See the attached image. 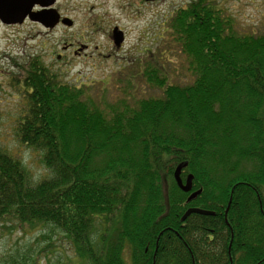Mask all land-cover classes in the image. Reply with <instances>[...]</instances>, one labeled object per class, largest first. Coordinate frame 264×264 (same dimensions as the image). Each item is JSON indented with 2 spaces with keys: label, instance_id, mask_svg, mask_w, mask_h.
Instances as JSON below:
<instances>
[{
  "label": "trees",
  "instance_id": "1",
  "mask_svg": "<svg viewBox=\"0 0 264 264\" xmlns=\"http://www.w3.org/2000/svg\"><path fill=\"white\" fill-rule=\"evenodd\" d=\"M173 15L164 32L190 81L171 83L178 50L157 49L126 79L161 96L100 103L50 69L34 77L18 137L51 174L35 182L0 146V224L60 229L84 264H264V34L240 33L218 0ZM185 162L191 192L174 176ZM191 207L215 214L183 220Z\"/></svg>",
  "mask_w": 264,
  "mask_h": 264
},
{
  "label": "rangeland",
  "instance_id": "2",
  "mask_svg": "<svg viewBox=\"0 0 264 264\" xmlns=\"http://www.w3.org/2000/svg\"><path fill=\"white\" fill-rule=\"evenodd\" d=\"M191 1L159 0L153 9L145 11L143 19L138 22L124 19V14L114 7V2L95 1L94 15L109 16L110 22H104V27L109 29L115 20L129 31L123 49L116 56L107 55L111 46L108 40L99 33L95 35L92 42L101 45L102 48L99 51L94 50V53L90 49L89 52L93 56L87 58L85 56L77 57L71 51L62 52V41L51 38L47 41L49 52L40 48L36 49L35 46L39 44L36 41H26L27 53L31 51L28 46L32 45L34 53L38 50V53L44 54V66H47L51 74L56 75L59 81L86 88L87 94L100 103L116 102L122 97L129 96L130 92L136 99L161 96L160 88L148 84L140 83L133 91L130 88L126 89V79L135 72V59L141 56L140 51L149 49L154 54L157 49L159 59L162 54L160 50H178L175 52V56L169 55V61L164 63L171 83L184 84L190 81L192 76L188 69V59L182 55L180 47H176L171 42L168 32H164V30L174 16L172 15L174 11L181 6L188 5ZM218 2L227 14L234 17L236 29L240 33L264 34V0H218ZM78 7V11L81 13L79 15L87 14L85 9L88 8V4L82 3ZM72 33L73 31L66 33V36H70ZM20 43L23 44L24 41L19 39L4 40L3 49L12 48L17 52L20 50L17 48ZM58 52L63 53L62 59L57 58ZM5 66V62L2 61L1 68L4 69ZM14 69L10 70L14 72ZM0 81L7 82L13 81V79L11 76L1 75ZM11 83L9 82V86L0 85L2 86L0 87V146L21 159L33 180L37 182L51 173L43 162L42 153L24 145L19 140L18 124L25 108V97L21 92V98L16 99L17 92L10 85ZM95 224L97 228L102 227L99 222ZM124 257L127 262H130L129 250L125 251ZM0 264L84 263L79 259L75 246L60 229L57 230L50 225L41 223L22 224L11 218L0 224Z\"/></svg>",
  "mask_w": 264,
  "mask_h": 264
},
{
  "label": "flooded vegetation",
  "instance_id": "3",
  "mask_svg": "<svg viewBox=\"0 0 264 264\" xmlns=\"http://www.w3.org/2000/svg\"><path fill=\"white\" fill-rule=\"evenodd\" d=\"M95 1L99 0H0V76H11L13 79L7 82L0 81V85L9 86V82H12L10 85L17 92L16 99L21 98V92L27 97L36 86L33 83L36 80L34 77L38 74L41 77L46 75L48 67L43 64L44 54L41 51L38 53V50L34 53L32 45L28 46L31 51L27 53L26 41H36L39 43L35 46L36 49L49 52L47 41L50 38L58 39L62 41V52L71 51L77 57L87 58L93 56L94 50L99 51L102 48L101 45L92 42L99 33L111 46L107 55L116 56L123 49L129 31L115 20L109 29L104 27V22H110L109 16L94 15ZM107 1L114 2V7L124 14V19L134 22L143 19L145 11L153 9L159 2V0ZM82 3L88 4V8L85 9L87 14L83 16L79 15L78 11V5ZM71 31L73 33L66 36V33ZM120 38L123 41L118 44L117 40ZM12 39L24 41L17 46L20 49L17 52L12 48L3 49V41ZM90 49L93 50L92 53L89 52ZM63 57V53L58 52L57 58ZM2 61L6 64L4 69L1 68ZM11 68H15L14 72L10 70Z\"/></svg>",
  "mask_w": 264,
  "mask_h": 264
},
{
  "label": "water",
  "instance_id": "4",
  "mask_svg": "<svg viewBox=\"0 0 264 264\" xmlns=\"http://www.w3.org/2000/svg\"><path fill=\"white\" fill-rule=\"evenodd\" d=\"M123 41L122 38H120L119 40H117L118 44H121V42ZM188 166V163H181L177 166L175 172H174V176L175 179L179 185V187L185 191V192H191L193 189V178L194 175L193 174H189L186 178V180L184 181L182 178V171L185 167ZM202 192V189H199L197 191H194L191 193L189 200L194 199L195 197H197L200 193ZM191 213H198V214H205V215H213L215 214L214 211H210V210H206V209H202V208H198V207H191L189 208L186 213L183 216V220H185Z\"/></svg>",
  "mask_w": 264,
  "mask_h": 264
}]
</instances>
